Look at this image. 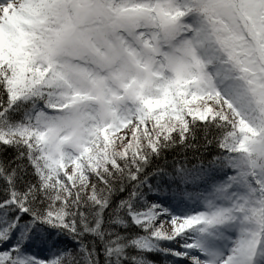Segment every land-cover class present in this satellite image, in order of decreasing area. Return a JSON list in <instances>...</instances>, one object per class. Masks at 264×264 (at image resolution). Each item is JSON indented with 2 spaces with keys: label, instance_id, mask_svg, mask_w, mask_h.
Masks as SVG:
<instances>
[{
  "label": "snow or ice",
  "instance_id": "obj_1",
  "mask_svg": "<svg viewBox=\"0 0 264 264\" xmlns=\"http://www.w3.org/2000/svg\"><path fill=\"white\" fill-rule=\"evenodd\" d=\"M0 264H264V0H0Z\"/></svg>",
  "mask_w": 264,
  "mask_h": 264
}]
</instances>
